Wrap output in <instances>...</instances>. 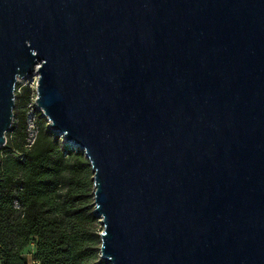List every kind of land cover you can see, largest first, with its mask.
<instances>
[{"label": "water", "instance_id": "95a60500", "mask_svg": "<svg viewBox=\"0 0 264 264\" xmlns=\"http://www.w3.org/2000/svg\"><path fill=\"white\" fill-rule=\"evenodd\" d=\"M34 76L102 261L264 264V0H0V148Z\"/></svg>", "mask_w": 264, "mask_h": 264}, {"label": "trees", "instance_id": "16d2710c", "mask_svg": "<svg viewBox=\"0 0 264 264\" xmlns=\"http://www.w3.org/2000/svg\"><path fill=\"white\" fill-rule=\"evenodd\" d=\"M15 90L0 148V264H108L99 257L88 160L49 131L31 86Z\"/></svg>", "mask_w": 264, "mask_h": 264}, {"label": "built area", "instance_id": "2783aa9c", "mask_svg": "<svg viewBox=\"0 0 264 264\" xmlns=\"http://www.w3.org/2000/svg\"><path fill=\"white\" fill-rule=\"evenodd\" d=\"M36 84H37V77L34 76L31 79L20 81V85L16 89H17V91H19L22 86L28 85V86H31L34 89V91H35ZM32 128H33V126L30 124L29 125V130H28L29 131L28 146H31V144L34 142V138H35L34 132L31 131Z\"/></svg>", "mask_w": 264, "mask_h": 264}]
</instances>
